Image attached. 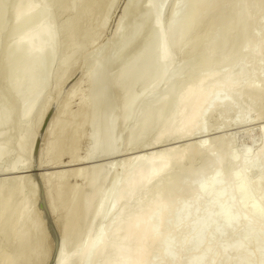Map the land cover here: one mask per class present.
Returning a JSON list of instances; mask_svg holds the SVG:
<instances>
[{
	"label": "bare ground",
	"instance_id": "obj_1",
	"mask_svg": "<svg viewBox=\"0 0 264 264\" xmlns=\"http://www.w3.org/2000/svg\"><path fill=\"white\" fill-rule=\"evenodd\" d=\"M5 1L0 0V10L8 7L7 1ZM78 1L74 3V0H20V5L14 11L12 22L9 26L6 25L8 28L12 27L10 29L22 26L25 30L21 28L24 31L23 35L18 36L14 42L2 41L0 43L1 82L3 83L7 76L11 78L12 74L14 76L16 73L21 74L20 71L9 72V68L10 71L13 70L11 66L15 61L19 62L21 69L19 66L16 68L21 71L25 68V73L28 72L26 74L35 76L37 80L35 81V78L32 77L36 83L31 84L33 85L32 89L26 97H21L23 101L21 103L26 104V111L23 114L25 115L23 117L27 118L26 120L33 113V109L36 107L34 106L35 101L50 75L48 69L45 68L48 65L44 67L47 55L48 57L52 56L58 48L63 50V58L56 65L59 73L57 76L55 74L54 87L57 88L72 76H67V74L76 67L80 54L95 46L99 41L102 36L101 28L106 23V17L114 0H80L79 4ZM145 1L146 5L144 3L142 5L145 7L140 6L141 9H138L139 6L135 5L137 3H134L137 8L131 3L135 0H130V5L125 13V15L131 16L132 11H135L136 14L139 10L143 11L144 9L146 18L144 16V21L142 19L140 21L143 22L137 23L138 27L135 24L138 28V31L135 28L136 34L132 29V31L128 29L135 36L138 32V37H131L132 34L130 35L128 30L126 31L129 33L125 31L122 33L123 30L118 28L117 37L115 36L114 39V41L118 40V43L119 40L122 41V46H125L126 43L130 46L135 41L134 45L131 44L133 50L130 48L132 51L129 52L128 49V54L124 52L127 56L124 58L120 56L123 59L117 57L118 61L113 56H111L112 59L111 54H108L109 57L107 54L106 57L100 54V56H94L96 59L92 57V61L85 62L89 64H85L88 70L86 69L87 72H84L93 82V86H91L93 87V90L91 89L93 92L92 104H89L88 100L84 98V90L81 93L83 83L79 82L77 86L75 84V87H70L72 90L66 94L67 98L65 101L63 100L62 107L58 109L55 121L52 126H48V140L46 138V145H43L45 149L42 151L38 167L53 171L40 175L44 187L42 206L51 219L53 229H56L55 257L52 264H233L236 261L237 264H253L251 261L256 253L258 260L264 264V252L261 251V246L264 243V125L261 126V150L255 154H250L248 149H245V154L238 157L233 154V146L226 141V136L206 138L210 132L215 130L208 123L211 114L233 112L237 110V105L242 99L247 104L234 118L232 126L243 125L248 121L251 123L253 115L258 117L255 118L256 120L264 116L262 111L264 102V0H175L174 11L167 22H164L163 18L167 0ZM3 2L6 3V6L2 4ZM216 8L221 12L217 11L216 14ZM206 10H212L209 11V13L211 12L210 18L211 15H216L214 20H217L221 13L220 15L223 17L220 16V18L226 19V22L223 23L221 20L224 24L221 30L219 26L221 23H217L219 31L216 26L214 28L217 31L211 30L212 25L211 27L205 26L207 28L204 27L203 34L196 32V27H194V31L197 33L195 35H202L200 41L196 39L199 37H194L198 40V43L195 42L197 47L195 43L193 45V49L195 47L197 50L191 58L194 61L193 64L191 63V67L195 68V73L182 77L180 74L185 73V70L190 72L192 68L189 69L190 66L187 65V69L184 65H180L178 67L182 71L177 72L179 68L175 69L176 75H173L172 78L168 76L170 79L166 80L161 93L155 94L154 91H150L152 92L151 96H154V101L151 102L152 106L158 104V107L155 105L158 110L155 108L156 111H154L155 109L151 107L149 111L153 112H148V116L145 113L146 117L144 114L141 115V111L146 110L144 105L139 110L135 108L136 100H141L139 98L142 96L141 94L139 97L127 94L126 108H123L127 113L126 118L124 114L123 120L131 118L134 122L145 117L141 121V123L145 121L144 124H139V126L143 125L141 128H145L143 131H147L146 127H150V123L154 124L153 121L160 120L165 112L169 114L172 112L171 116L168 115V119L165 115L167 120H162L164 122L161 125L157 122L160 127L155 124V129L159 127L155 133L157 141L162 134L169 135L168 140L159 144L175 140L187 142L189 139L201 138L196 139L195 142L192 141V143H183L178 147L149 152V154L139 155L125 161L121 160L120 169L121 171L124 169L125 173L124 176L111 181L109 186L111 198L102 202L104 195L98 186L96 193L94 189V195L85 199L86 189L84 186H80L78 181L85 180V171L79 165L84 164L86 155L81 157L79 153L81 145L85 141L87 126L96 131L95 127L100 125L97 127L98 134L93 131L95 135H98L99 140L97 139L95 142L96 139L92 133L89 139L91 143H97L96 147H98L99 142L102 145V142L105 141L103 146L109 147L110 153L115 155L117 152V149L112 147L114 145L112 142L114 141L112 139L113 128L117 124L114 123L115 118L111 117V111L108 112L114 105H111L114 101L110 102V98H113L112 95L110 97V83L112 87L116 85L112 84V79L117 76L111 78V82H109L110 75H112L110 71H113L114 67V71L119 68L120 73L119 71L118 73L123 72L120 76L130 77L131 84L137 81L141 82V80L147 81V79H153L154 82L162 76L166 77L163 74L170 69L168 67L173 63V51L177 50L174 47L183 44V39L190 34L188 31L193 23ZM213 11L215 12L212 13ZM3 12L0 11V18H2ZM134 13L132 12V17ZM139 15H141L140 12ZM47 16L48 18H46ZM32 17L37 19H35L36 24L31 23L34 22ZM43 17H45L44 20ZM136 17L137 20L138 17ZM202 17L204 18V15ZM29 19L32 20L29 21ZM57 20L61 22H58L60 26L58 28H56L58 24L55 25ZM119 33H122L121 36L125 33L128 34L131 41L127 40L126 35L123 38L120 37ZM118 34L121 39L118 38ZM124 38L129 42L125 43ZM192 40H194L193 37ZM192 40L188 41L192 42ZM117 42L114 43L117 44ZM105 50L109 52L110 48L108 51ZM111 51L110 53H112ZM43 56L46 57L43 58ZM50 60L49 64H51ZM121 70L123 71L121 72ZM155 73L160 75H155ZM27 76L29 78V75ZM88 76L87 78H89ZM14 80L16 79H13V82ZM20 80L22 82H19ZM20 80L17 81L20 84H25L23 78ZM10 82L12 86L9 85ZM13 82L6 83V87L7 84L12 89L18 86L14 87L15 83L13 84ZM130 83L127 82L128 86ZM156 83L155 85H157ZM152 84L154 87V83ZM128 86L126 85V87ZM10 87L6 88L9 92L8 88ZM6 89L0 91V115L2 114V117L10 116L17 105V99L13 95L16 92L11 89V93L13 92V96H11ZM76 96L80 98L78 109L70 112L71 100ZM122 104L124 105V103ZM159 104L162 106L159 107ZM46 105L42 109L43 113ZM108 113L109 115H107ZM100 114H103V117ZM42 116L41 112L35 123L36 126L42 121ZM100 117L102 121H100ZM17 122L18 120L15 126H18ZM23 123L22 126H24ZM228 123L226 121V124ZM145 124H149V126H144ZM153 124L151 128H153ZM20 125L21 123H19V127L23 128ZM28 131V128L19 130L16 140H19L18 142L23 140L34 142L33 135L28 134ZM141 132L142 135L144 132ZM110 141L113 144H110ZM99 147L97 149H100ZM92 150H94L93 147ZM5 152V147L1 146L0 156ZM21 153L19 148L16 157H19ZM91 154L92 152L87 157ZM64 158L68 159L65 166L63 165ZM93 174L95 175L93 172L90 176L93 177ZM252 175L255 176L250 179ZM92 177H90L91 180L95 179ZM13 178H9L10 182L13 181ZM9 179L6 180L9 181ZM90 179L89 182L85 183L86 181H84L83 183L90 185L92 183H90ZM10 182L6 185H10ZM22 182L23 178L21 180L16 178L11 183L12 189L9 186L4 187L3 189L6 188L4 191L0 190L2 191L0 192V258L3 254L6 264L7 262L9 264H47L51 248H48L47 238L38 227L39 221L31 214L33 211L30 212L31 210L27 209L26 198L21 197L18 204L15 203L14 206H17V209L19 207L18 210H13V203L10 204V200L12 202V198L14 199L13 193L19 191L21 193H18L22 195L24 186H27H23L27 183L23 182L22 184ZM89 201H92L91 206H88ZM201 203L202 207L198 208ZM1 206L4 210L1 209ZM96 221L99 226L94 228L91 233L83 234L72 248H68V244L80 230L84 228L89 230V227L91 229ZM209 230L210 234L206 236V232ZM240 232L243 234L240 235ZM221 233L234 234L229 240L215 244V238ZM250 242L254 244L253 251L248 250ZM153 246L157 247L154 252H151ZM8 255L10 260L6 261L9 259ZM2 260H4L3 257Z\"/></svg>",
	"mask_w": 264,
	"mask_h": 264
},
{
	"label": "rangeland",
	"instance_id": "obj_2",
	"mask_svg": "<svg viewBox=\"0 0 264 264\" xmlns=\"http://www.w3.org/2000/svg\"><path fill=\"white\" fill-rule=\"evenodd\" d=\"M3 1H5V0H3ZM6 1H7V4L5 3ZM6 1L3 2L2 4L3 5H5V4L8 5V7L5 5L7 9L6 8H1V10H0L2 12H3V10H5L2 13L3 14L2 18H0V24H1L0 25V27H1L0 28V43H2V41H5L7 43H9V42L11 43L12 41L14 42L16 39H18V36L20 37V36L23 35L22 33L24 31L22 29L25 30V28L22 27V26L20 28H19V26H15L17 28H14V29H10L12 27H9L8 28V26L10 25V22H12V18H13L14 11L20 5V0H6ZM77 1L78 0H74V3H76ZM144 1L145 0H142V1L138 0V2H136V0H135V2H131V3L134 5V3H137L138 4L140 2L138 5L137 4H135V5L136 6H139L138 9H141L140 6L143 5ZM174 1L175 0H167V2L165 3L166 5H165L164 11H163L164 22H167L169 20L170 15L174 11V7H173ZM79 2H80V0L78 1V4H79ZM145 3H146V1H145ZM129 5H130V0H114L113 1V3L111 4L110 10L108 12V15L106 17L107 18L106 23L103 26V28H101L102 29V36L100 37L99 41L96 42L95 46H93L92 48H89V49L83 51L80 54V56L78 57V61H77L76 67L74 69H72L69 74H67V76H69V75H72V76L69 77V79L66 82H64V83L62 82L63 84L61 83V85H59L57 88L54 87L55 86L54 85L55 74L57 76L58 73H59L58 72V66H56V65L58 64L57 62L60 59L63 58V50L61 48H58V50L56 52H54L52 54V56L50 55L54 59H52L49 56L51 58V60L48 57V55H47L48 58L46 56H43V58L46 57L44 61H47V62H45L44 67L48 65L45 68L48 69L47 71H48V73H50V75H49L50 78L48 77V79H47V81H46V83L44 85V88H42L40 94L38 95V97H37V99L35 101L36 104L34 105L36 107H34L35 109H33V113L31 114V116H30V118L28 120H26L27 119L26 117L25 118L23 117V116H25L23 114H25V111H26V104L25 103H21V102H23L21 97L24 98V97H26L30 93V91L32 89V86L36 83L35 81H37L36 80V77L35 76H32L30 74H26L28 72L25 73V68L22 69V71H21L20 70L21 68H20V66L18 64L19 62L17 61V63H16V61H15L16 64L13 63V65L11 66V69H13V70L10 71V68H9V72L12 73V72L15 71V73H16V71H18V72L20 71L21 74L20 73H16V74L14 73L15 76L13 74L11 76L10 73H9V75L11 76V78L9 76H7L6 77V80L3 83L0 80V82H1L0 83V91L1 90H5L7 87L12 86V83L10 82L9 83L10 86H8V84H7V87H6V83H8L9 81H12L13 82V79H16L13 82V84L15 83V85H13L14 87L16 85H18V86L19 85L20 86L22 85V87L19 86V88H18V86H16L15 87L16 90H15V88H13L15 91L11 87L8 88V89H10V92L6 89L7 92L11 96L14 95V97L17 99V105L15 106L14 112L10 116H3L2 117L1 116L2 114L0 115V117H2V118H0V122H1L0 123V147L2 146V147H5V149H6V152L4 153V155L0 156V177H1L0 178V181H1L0 182V186H1L0 187V190L3 189L4 187H6V188L9 187V186L11 187V183H13L14 179H16V178H20V180L23 178V182L24 183L25 182L27 183V184H23V182H22L23 186L24 185H27V186H24V190L22 192V195L19 194V193H21L19 191H16V193H13L14 194L13 195L14 199L12 198V202L10 200V204L13 203V208H12L13 210L14 209H17V206H14L15 203L17 205L18 204V201L20 200L21 197L26 198V202H27V205L26 206H27V209L29 208V210H31L30 212L33 211L34 214L33 213H31V214L34 215V217L37 218V221H39L40 224L37 223L38 224V227H39L40 231L42 233H44L45 236H46V238H47L46 239V243L49 246L48 248H51V255L49 257V261L47 262V264H52L53 259L55 257V246H56L55 245L56 244V239H55V235H56L55 230L56 229H53L54 227H52V224H51V221H50L51 219H49L48 214H46V212H45V210H44V208L42 206V203H43V201H42L43 200L42 199V194L44 193L43 192L44 191V187H43V181L40 179V175L41 174H46V173L53 172V171L51 169L43 170L40 167H38L39 166V163H40V157H41L42 151H44V149H45V147L43 145H46L45 142L48 140V134H47L48 131L47 130L50 127V125L52 126L53 122L55 121V119H56L55 116L58 115V112H57L58 109H60L62 107L63 100L65 101V99L67 98L66 97V94L69 93V91H71L73 87H75V84L77 86L79 84V82L83 83L82 84V88H81V93L84 90L83 91V96L85 95L84 98L86 100H88V103L89 104H92V102H91L92 97L91 96L93 94V92H92L93 87H91V86H93L92 85L93 82H92V79L88 75H86V72H87L88 69L86 68L87 66L85 64H87L88 62H90V60L92 61L93 58H95L96 56H100V54L101 55L103 54L102 56L105 55L104 57H106V54H107L108 57H109L108 54H111L110 57L113 56L114 59L116 58V60L118 61L117 57L120 58V56H122L124 58V56L126 57L127 54L130 51L133 50L131 47L134 45L133 43L135 42L134 41L135 39L133 38L134 39L133 40L134 42L132 41L133 43H131L133 45L130 44V46H129L128 43H126V42H129L131 40L129 38L130 36H128V34H126V33H129L128 31H130L132 29L134 31V33L136 34L135 28L138 31V28H137L138 27V24H140V22H143L144 19L146 18V16H145L146 13L144 14L145 11L143 9L146 4L144 6H142L143 7L142 9H143L144 12L142 10L141 11L139 10V12H140L141 15H139V12H137L135 14L134 13L135 11H132L134 13L133 17H132V12H131V16L125 15L126 10L128 9V6ZM5 6H3V7H5ZM219 10H221V9H219ZM136 11H137V9H136ZM209 11H212V10H208V11L206 10V11L203 12V15H204V18L205 19L202 17L203 15H200L201 17L200 16L198 17L199 18V19H197L198 21L203 19L201 21L202 23L200 21L198 23L197 20L195 21L196 23L194 22L195 23V26H194V23H193V25H192L193 27L191 26V28L189 30L190 32L188 31V34L190 33L192 36L190 37V34L189 35L186 34L187 36L184 37L185 39H183L184 40L182 42L183 44L180 45V46L178 45L180 48L178 46L174 47L177 50L174 49L175 51H173V54H174L173 55V63H172L171 66L168 67L170 69H168V71H165L164 74H163L167 78L164 77V76H162V78H160L159 80H154V82H153V79H151L152 80V83H154V85L157 82L156 83L157 85H155L154 87H153V84L151 83V80L150 79L149 80L147 79L148 82L147 81H142V80H141V82H138L137 81L139 83L138 86L136 85L137 82H134V84L136 85L135 86L134 84H131L130 83L131 82V81H129L130 80V77L127 78V76H126V78H123V77L120 76L123 73L122 72L123 70H121V72H122L121 74H119L120 73V70H118L119 68L116 69L117 71L116 70L114 71V69H115V67H114L112 69L113 71H110V72H112L111 73L112 75H110L109 82H111V78L117 76L116 78H113L112 79V81H113L112 84H116V85H113V87H112L111 86V83H110V87L112 88V89L110 88V97H111V95L113 97V98H110V102H113L114 101L113 103H111V105H113V104L114 105L112 106V108H111V105H110V108L112 110L111 109L108 110L109 113L111 111V113H110L111 114V117H112V119L115 118L114 119L115 120L114 123L117 124L116 126L114 124L115 128H113L114 129L113 130L114 131L113 132L114 135L112 136L113 137L112 139H114V141H112V139H111V141L114 143V145H112V147L114 146L113 148H116L117 149V152H116L115 155H113L112 153H110L108 151V148H109L108 145H107L108 148H106L105 145L103 146V143L105 141L102 142V145L99 142L98 143V147L100 146L99 148L101 150L100 149H97L98 148V147H96L97 146V143H95V142H97V139H98V137H97L98 136L97 135L98 134V132H97L98 131V128L97 127L100 126V125L97 124L98 126L95 127L96 128V131H95L94 128H91L90 129V127L87 126L86 135H85V141H83V143L81 145V149H80L81 152L79 153L81 157H84L86 155L84 157L85 158V160H84L85 162L83 161L84 164L79 165V166H82V168L84 169L83 171L86 172V173L84 172V175H85L84 176V178H85L84 181H86L85 183L89 182L90 177H92V176H90V174L92 175L93 172L95 173V175H96L97 178L93 174V177L92 178H95V179H93L95 181L93 182V180L90 179V183L91 182L93 183V184L91 183L90 185H85L83 183L84 181H78V184L80 186H82V187L84 186L85 189H86L87 194L84 197L85 199H87L88 197L92 196V194L94 195V189H95V193H96V189H97L96 187H98V186L103 191V195L104 196L102 197V200H103L102 202L108 201L111 198L112 194L110 193V189H109V186L111 184V181H114V179L119 178L120 176L121 177L124 176V173H125V170L124 169H122L123 171H121V169H120L121 166H120L119 163L121 162V160L122 161L123 160L125 161L126 159L133 158V157H136V156H139V155L149 154V152L152 153V152H157V151L162 150V149H169V148H172V147L173 148L174 147H178L181 144L183 145V143L184 144H186V143H192V141L195 142V141H197L198 139L201 138L199 136L200 138H195V139L193 138L194 140L193 139L192 140L189 139V141L187 140V142L186 141H182V140H179V141H176L175 140V141H172V142H168V143L165 142V143L159 144V143H161L163 141L168 140L169 139V135L168 134H162L159 137L158 141H157L156 134L155 133H157L156 131L160 127L159 125H161L164 122L162 120H164V119L167 120L168 119V115L171 116L172 115V112H171V114L165 112L164 116L162 115L161 118H160V120H157V122H158L159 125L157 124L156 121H153L154 124L153 123H150L151 124L150 127H146V130L147 131H143V129L145 130V128H141V127H143V125L142 126H139V124L140 125L141 124H144L145 121H143V123H141V121L144 120L143 118L146 117L145 116V113H146V115L149 114V113H152L153 111H149L150 108L152 107V108L155 109L156 106L158 105V104H153L154 107L152 106V103L151 102L154 101V96H151L152 92H150V91H154L155 94L156 93H161L163 91L162 89L164 87V84H165L166 80L172 78L173 75H176V72H175L176 70L175 69H178L179 68V71L177 70V72H180L181 69L178 66H180V65L183 66L184 65L187 68V65H188V66H190V67H188L189 69L192 68L191 66H192V64H193L194 61L191 58L194 55L193 53L197 50V48H195V47L193 49V45H194L195 42L198 41L196 39H199V41H200V39H201L200 37H202V35H200V34H203L202 30L204 31V27L205 26H207V27L210 26L211 27V25H212V27H211L212 29L211 28L210 29L215 31L216 29L217 30L219 29V26H220V30L222 29L221 28L222 25L224 26L223 23H224V21L226 19L224 20L223 18L222 19L220 18V16H221L220 14L221 13L219 14V16L217 15L219 17V19L217 17V20L218 21L216 19H215L216 20L215 21L214 18L216 17V15H211L212 17L210 18V13L211 12L209 13ZM217 11H218V9L216 8V14H217ZM205 12H207L209 15L206 14ZM214 12L215 11H213L212 13H214ZM218 12H221V11H218ZM0 15H1V13H0ZM135 15H138L137 16L138 18L140 16V19H138ZM207 15H208V17H207ZM144 16H145V18H144ZM127 17H129V18H127ZM135 17L137 18V20L135 19ZM221 17H223V15ZM44 18L45 17H43L42 19L44 20ZM46 18H48V16ZM224 18H225V16H224ZM32 19H34V18L32 17ZM32 19H29V21H31ZM35 19L33 20L34 22H31L32 24L33 23L36 24L35 23ZM142 19H143V21H140ZM213 20L216 23H214ZM221 20H222L223 23L221 22ZM59 21L60 20H57V22L55 23V25L58 24V25H56V28L60 27L59 26V23H61V22H59ZM137 21H139V22H137ZM208 23H210V24H208ZM217 23L218 24L221 23V24H219V26H218ZM135 24H136L137 27L135 26ZM6 25H8V26H6ZM28 25H30V24H28ZM28 25H25V26L28 27ZM130 25H132V26H130ZM215 26H216V29L214 28ZM6 27H7V29H6ZM194 27H196V30H195ZM207 27H205V28H207ZM118 28H120L121 31L123 30L122 33H124V31L126 32L122 36H121L122 33H119V34H120V37H122V38H123V36L126 35L127 40H129V41H125L126 39L124 38V42L126 43L125 46H126L127 49L125 48L124 45L122 46L123 43H122V41L120 42V40H119V43L117 42L118 40H115V41L117 42L118 45L122 43L121 45L118 46L117 44L114 43L115 42L114 39L117 37L116 32H117V29ZM147 28H149V27L147 26ZM128 29H130V30H128ZM126 30H128V31H126ZM194 30L196 32H199L200 34H198V35H200V36H196L197 33ZM131 31H130V35L132 34ZM119 34H118V38H119ZM135 34L134 35L132 34L131 37L134 36V37L137 38L138 37V32H137V36H135ZM112 36H114V37H112ZM188 37H190V38L188 39ZM192 37H193V39L195 41L192 40ZM194 37H199V38H196L195 39ZM119 39H121V38H119ZM190 39L192 40V42H189V41H191ZM197 43H195V46H196ZM237 43H236V45L239 44V43L238 44ZM112 45H113V47H112ZM114 45H116L115 47L116 48L118 47V48L116 49L114 47ZM104 48L107 49V51L109 50V48H110V51H111L112 48H114V49L111 51L112 53H110V51L109 52H106V50ZM130 48L132 50H130ZM128 49H129V52H128ZM101 51H102V53H101ZM104 52H105V54H104ZM124 52H126V53L128 52V53L125 54ZM115 53H116V56H115ZM117 53L119 54L118 56H117ZM122 53H124L125 55L122 54ZM54 54H55V56H54ZM113 57H111V58L113 59ZM122 57L120 59H123ZM48 59L50 60L51 64L48 63L49 62ZM102 59L104 60L105 58H102ZM87 60H89V61L87 63H85ZM100 60H101V57H100ZM116 60H115V63H116V66H117ZM183 63H185V64H183ZM17 66H19L20 69L16 68ZM12 67H14V68H12ZM194 69L192 68V70H194ZM192 70L190 72H189V70H187V71L185 70V73L183 72L184 74L182 73L180 75H182V77H186L187 75H191V74L195 73V70L193 72H192ZM196 70H197V68H196ZM26 71H28V70L26 69ZM84 71H86V72H84ZM118 71H119V73H118ZM23 73H25V74H23ZM115 73H117V74H115ZM22 74H23L24 77L26 75V78H24L22 76ZM17 75H21L22 77L21 76H17ZM27 75H29V78L30 79L28 78ZM155 75H160V74L155 73ZM87 76L90 79L87 78ZM168 76L170 78H168ZM32 77L35 78L34 79L35 81L32 80L33 79ZM22 78L25 81V84L24 83H21V84L19 83V82H22L20 80ZM118 78H119V80H118ZM120 78H121V80H120ZM18 79L20 80L19 82L17 81ZM25 79H27V80H25ZM124 79H126L125 80L126 83H125ZM89 80H91V82H89ZM161 80H163V82H161ZM6 81H8V82H6ZM114 82H116V83H114ZM119 82H120V85H118ZM127 82H128V84L130 83V86H128ZM17 83H19V84H17ZM23 84L26 85V86H24ZM31 84H33V85H31ZM126 85L128 87H126ZM132 85H134V88L135 89L132 88ZM115 86H116V88H115ZM70 87H72V88H70ZM125 87L127 88V90H126ZM129 88H130V90H128ZM153 88H155V90H153ZM11 89H12L13 92H16V94H14L12 92L13 93V95H12ZM128 91H130V92H128ZM146 92H149V93L147 94ZM129 93L131 94L129 96H133V94H134L135 96L137 95L138 97L141 94L142 96L139 97L141 100H142V98L146 97L142 101L141 100H136L135 108H138V110H139V108L142 105H144V109L147 110V111L146 110L145 111L142 110L141 111L142 114L140 112L141 115L144 114V116H145V117L144 116L143 117L141 116L142 119L140 118L139 119L140 121L137 120V121H134L133 122L131 118L130 119L128 118L127 120L126 119L123 120L124 117L125 118L127 117L126 116L127 113H125V111H124L125 109L123 110V108H126L125 107L126 106L125 101L127 100V98H128V95L127 94H129ZM143 93H145L146 95L143 94ZM125 96H126V98H125ZM138 97H137V99H139ZM15 98H14V100H16ZM79 99H80L79 96L78 97L76 96V98H73V100H71V104H70L71 106L69 107V108H71V109H69L70 112L76 111V109H78ZM149 99H151V100H149ZM18 100H19V102H18ZM122 103H124V105ZM45 104H47V105H46V109L44 110V113H43L42 109H43V107H44ZM246 104H247L246 101L244 99H242L240 101L239 105H237V110H235L233 112H214L208 118V123L215 130H213L212 132H210V134L208 136H206V138H212V137L214 138V137L220 136V135L226 136V141L230 142L232 144V146H233V154L236 155V156H238V157H241V156H243L245 154L244 153L245 152L244 151L245 149H248V152H250V154H255V153H257V152H259L261 150V139H262L261 138V128H262L261 126L264 125V116L262 118H259L260 120L259 119L256 120L258 117L255 116V115H253L255 117H253V116L251 117L252 118V120L250 119L252 121L251 123H248L249 122L248 121L246 124H243V125L232 126L233 121H235L234 118H236L238 116V114H240L242 108H244L246 106ZM160 106H162V104L161 105L159 104V107ZM262 107H263L262 111L264 112V102H263ZM141 109H143V108H141ZM156 109L154 111H156ZM168 111L170 112V110H168ZM41 112H42V115H43L42 116L43 119L39 123V125L36 126L35 123H36L37 119L39 118L38 116H40V113ZM109 113L107 115H109ZM124 114H125V116H124ZM165 115H166L167 119H166ZM6 117H7V119H6ZM17 120H18V122L20 121L19 122V123H21L20 126L23 127V128H20L19 127V123L18 122L16 124L18 126H15V123H16ZM100 121H102L101 117H100ZM226 121L229 122V123L226 124ZM138 122H140V123H138ZM22 123H23L24 126H22ZM152 124H153V128H151L152 127ZM155 124H157L156 126H159V127H157V129H155ZM146 125L149 126V124H145L144 126H146ZM24 128L25 129H27V128L29 129V131L27 133L30 134V135H33V139H35V140H33L34 142H32L30 140H23L21 142H18L19 140H16V135L18 134L19 130L21 131ZM93 131L97 132V134L95 135L94 134L95 132L93 133ZM141 131H143L144 133L141 132ZM138 132H139V134H140V132L143 133V134H145V132H146V134L145 135H143V134L142 135L141 134L139 135ZM92 133L94 135L93 137H95L94 139H96V141L94 143L93 142L91 143L90 140H89L91 138V136H92ZM45 134H47L46 135L47 137L45 136ZM46 138H47V140H46ZM111 141H110V144L112 143ZM155 143L156 144H159V145H156ZM92 147H93V149L95 151L92 150ZM19 148H20V150L22 151L23 154L21 153V155L19 157H16V155H18ZM41 148H42V150H41ZM104 148H105V150H104ZM91 152H92V154H91L92 156L90 155V156L87 157V155L90 154ZM108 156H109V158H108ZM87 159H88L89 162L86 161ZM67 161H68V159L67 158H64L63 159V165L65 163H67ZM28 163H29V165H28ZM20 165H22V166H20ZM66 166H67V164H66ZM89 167H90V169H89ZM261 167H262V165H261ZM11 168L12 169L15 168V169L14 170H10ZM64 168L67 169V167H64ZM64 168H62V169H64ZM97 168H98V171L99 172L101 171L100 174H99L98 171H96ZM68 169H69V167H68ZM112 169H114V170H112ZM87 170H89V171L87 172ZM86 175H88V176H86ZM103 175H104V177H103ZM14 176H15V178H13ZM254 176L255 175H252L250 177V179L251 178H254ZM8 177L10 179L13 178V181L10 182L11 180ZM101 177H102L103 180L101 179ZM112 178H113V180H112ZM6 179H9V181L6 180ZM87 179H88V181H87ZM7 181L10 182L9 183L10 185H6V184H8ZM28 181H30V182H28ZM12 188H13V186L11 187V189ZM5 189H3V191ZM0 192H2V191H0ZM91 200L94 201L93 199H91ZM184 200H187V199H184ZM92 201H89L88 206L90 204L92 205ZM201 207H202V203L198 205V208H201ZM1 209H3L2 206H1ZM8 209H10V208H8ZM18 209H19V207H18ZM17 210H15V211H17ZM170 223H172V222H170ZM97 226H99V224L96 221V223H94V226H92L91 229L89 227V230L90 231L87 230L86 228L80 230V232L78 233V235L76 237H74L72 239V241H70V243L68 244V248H70V247L72 248V246L75 245L74 243L78 239H80L83 236V234L91 233L94 230V228H96ZM209 234H210V230L206 232V236L209 235ZM232 234H234V233H221L220 235H218L215 238V244H220V243H223L226 240H229L233 236ZM242 234H243V232H240V235H242ZM156 247L157 246H153L151 248V252L152 251L154 252L155 249H156ZM248 250L249 251H253L254 250V244H253V242H250V244L248 245ZM261 251L264 252V243L261 246ZM1 256L4 258V260H2V257H1L0 258V260H1L0 263L1 262L3 263L5 261V257L3 256V254ZM5 256H7V255L5 254ZM8 258L9 259H6V261L7 260L8 261L10 260V256L9 255H8ZM251 263H253V264H261V261L258 260L257 253L253 257ZM3 264H6V262H4ZM7 264H9V263L7 262ZM233 264H237V261L235 263H233Z\"/></svg>",
	"mask_w": 264,
	"mask_h": 264
}]
</instances>
